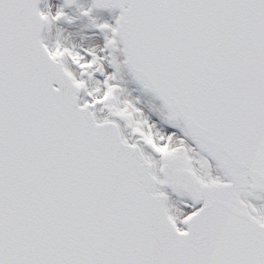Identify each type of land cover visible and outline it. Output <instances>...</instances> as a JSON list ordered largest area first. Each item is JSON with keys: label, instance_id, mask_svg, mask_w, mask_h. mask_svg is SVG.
I'll use <instances>...</instances> for the list:
<instances>
[{"label": "snow or ice", "instance_id": "obj_1", "mask_svg": "<svg viewBox=\"0 0 264 264\" xmlns=\"http://www.w3.org/2000/svg\"><path fill=\"white\" fill-rule=\"evenodd\" d=\"M39 2L0 0V264H264V0H91L87 48Z\"/></svg>", "mask_w": 264, "mask_h": 264}, {"label": "rangeland", "instance_id": "obj_2", "mask_svg": "<svg viewBox=\"0 0 264 264\" xmlns=\"http://www.w3.org/2000/svg\"><path fill=\"white\" fill-rule=\"evenodd\" d=\"M51 2H52L51 0H47V2L45 1L42 10H45L46 5H51ZM77 4L83 5L85 7L88 6L87 3H85L82 0L79 1ZM58 6L59 5L56 6V4L51 6L52 11L54 12ZM65 11L68 12L69 15L76 17V19L71 24H68L65 21L58 22L52 28L53 36H55L59 31V35L64 42L70 45L75 44L78 47H82V48H87L94 45H102L103 34L100 33L97 29L90 28V21L88 17L81 16L79 9L77 8L76 5L72 8V10L65 9ZM93 15L97 17L100 22L107 21L109 23H114V18L110 13L101 14V12L94 11ZM125 80L128 81L127 85L129 87L127 88L131 93L132 97L139 98L138 106L144 108L145 115L148 116L154 122H156L155 119L158 118L161 124L160 126L161 129L165 132H171L172 131L171 129L173 128H171L169 125L161 121L159 116L155 112H153L149 107V104L152 103L159 106V104H157V101L151 95L137 89L136 86L131 82L129 77L125 76ZM156 123L158 126L159 123L158 122ZM173 130L178 131L176 129ZM256 203H260V202L256 201Z\"/></svg>", "mask_w": 264, "mask_h": 264}, {"label": "water", "instance_id": "obj_3", "mask_svg": "<svg viewBox=\"0 0 264 264\" xmlns=\"http://www.w3.org/2000/svg\"><path fill=\"white\" fill-rule=\"evenodd\" d=\"M63 2H64V0H62ZM90 2H91V0H89ZM40 2H41V0H40ZM40 2H39V5L38 6H40ZM96 10H107V9H96ZM114 10H117L118 12H119V9H114ZM159 101V100H158ZM160 102V101H159ZM161 103V102H160Z\"/></svg>", "mask_w": 264, "mask_h": 264}, {"label": "bare ground", "instance_id": "obj_4", "mask_svg": "<svg viewBox=\"0 0 264 264\" xmlns=\"http://www.w3.org/2000/svg\"><path fill=\"white\" fill-rule=\"evenodd\" d=\"M55 2H56V6L58 5V3L57 2H59L58 0H54ZM54 2V3H55ZM109 12V11H108ZM110 14H113V13H110ZM126 86H128V85H126ZM158 104V103H157Z\"/></svg>", "mask_w": 264, "mask_h": 264}]
</instances>
